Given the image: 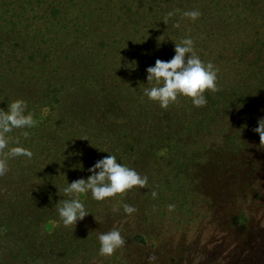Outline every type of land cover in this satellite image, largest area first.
Segmentation results:
<instances>
[{"label":"trees","instance_id":"obj_1","mask_svg":"<svg viewBox=\"0 0 264 264\" xmlns=\"http://www.w3.org/2000/svg\"><path fill=\"white\" fill-rule=\"evenodd\" d=\"M126 1L121 0V2ZM131 1L136 2V0ZM144 1L141 0V4ZM156 1L147 0L146 5L153 8ZM115 2L116 0H0V85L6 84L14 77L15 73L12 70L18 65L27 69L32 63H45V68H48L53 60L47 52L52 37L62 39L64 37L61 46L70 48V53L85 54L83 52L87 50L86 53L89 56L77 55L72 66L78 71L75 79L84 75L88 76L89 79L85 83L78 81L66 83L64 74L59 73L56 83L52 78L40 79L39 94L54 93L58 98L61 97L59 103L67 104L72 112L69 115L77 119L101 116L105 123L112 124L117 141L100 148L104 151L106 146L112 144L113 149L107 151L121 160L125 157L122 151L129 149L132 161L127 167L135 170L142 177L148 178L145 187L137 186L129 190L130 193H139L132 196L133 198L119 197L120 206L117 208H114L117 200L113 203L112 197L104 201H95L88 195L85 207L90 215L76 225L68 226L67 231L71 235L80 237L83 242H86L84 244H89V251L92 250L89 255L96 256L99 254L98 247H100L97 240L98 234L117 229L125 241L118 249L119 254L124 257L125 245L129 247L130 243H133L132 246L137 244L142 246L150 240L155 242L154 235L148 234L144 228L140 229L144 211L142 200H145L147 196L151 200L154 189L158 187L164 190L161 193L171 188H179L175 198H178L180 210L185 211L186 204L192 201L193 203L189 204L191 210L187 212L188 216L192 215L198 201L206 200V198L191 195L187 201L190 194L184 193H201L202 187L199 182L195 185V181L198 180L196 175L202 172L205 165L209 166L214 160L220 162L221 170L213 174L219 177L218 182L221 181L224 185L221 187L222 193L227 195L230 182L233 186L232 193H242V191L247 193V198L242 199L247 206L242 213L234 214V211L223 207L220 213L224 216L221 221L229 227L227 229L229 236L233 238L235 230L240 239L235 243L237 250L232 249V252L224 255L227 258L235 257L236 264L242 263L250 247L246 242L249 235L253 237V232L264 235L262 232L264 228L251 227L254 220L253 214L256 212L247 211L251 209V205L258 203L262 198L261 179L264 175V169L261 166L259 168L264 161V141L260 142L259 135L254 132L258 126V120L264 117V3H254L248 8L246 5V9L241 4H236L234 0H208L205 6L198 1L195 4L192 10H198L201 13L198 19L205 20V16H208L206 20L208 26L201 25V21L194 24L196 31L204 37L202 48L204 51L211 50L210 54L215 55L213 64L221 66V70L217 75L218 90L205 92L207 101L212 100L213 105L206 104L199 107L203 111L191 114L192 117H189L190 114H178V110L174 116L170 109L159 110L158 108L157 111H154L155 108L148 109L150 103L144 101L140 103L137 99L139 88H143V85L137 82V75L147 80L146 68L142 64L135 67L134 64L127 62L121 67L118 56L123 53L125 45L112 41L111 36L116 35L121 27L128 30V20L135 24L136 20L141 18V23L146 15L149 16L154 12V9L151 11L138 9L136 13L128 9L123 14L124 17L126 16V23L120 24L122 17L116 18L114 13L121 12L122 9L118 10ZM168 3L172 4L155 15V18L164 20L167 14L172 12L174 15L167 20L170 21L180 15L183 4H187L184 0H168ZM34 22L40 23L45 30L34 29ZM153 27L156 29L155 25ZM136 30L134 29L133 32ZM157 31L159 32V29ZM36 40L34 46L33 43ZM89 46L91 47L88 48ZM102 48H110V53L116 59L110 65L111 67H108V61H106L110 54L104 57L100 53ZM201 57L204 58L205 63L211 62L204 53H201ZM253 67L260 68L252 71ZM55 72L53 69L47 76ZM131 78L134 81H131ZM102 81L110 82V84L106 85ZM240 82L245 83L241 85ZM64 93L71 94L74 99L63 97ZM130 97L132 100L128 101ZM93 100L95 105H92ZM125 101L135 106L139 113L138 118H141V122L148 127L150 133L139 127L129 131L131 123L126 113H114L119 110L126 111L121 105ZM49 105L48 102V107ZM38 110L40 107H30L26 113L30 112L34 117ZM48 111L53 109L50 108ZM65 116L61 114V121ZM33 120L35 123L31 129L35 136L28 145H20L16 137L21 129L8 134L9 147L22 146L30 149L33 152V158L32 160L24 157L9 159V172L4 179L0 178V241L2 246L8 244L9 240L15 242L16 245L8 246L9 254L18 251L31 252V254L26 253L18 264H49L52 260L48 257L49 253L46 252L44 243L49 235L50 217L53 212L52 210L50 213V209L55 208L60 197H63L60 194H64L58 192L60 183L52 182V180L63 176L64 172L60 169L63 164H69L67 159L70 157H72L70 161L83 159V162L88 165V154H83V158L75 152L71 154L69 151L71 147H62L63 140L57 142L58 146L55 145L52 150L50 148L52 146L49 145L50 137L55 140L63 139L69 134L67 136L69 138L72 135V129L75 128L76 120L74 122L71 120L63 133H60V128L54 129L52 136L48 135L51 133L50 130L48 132L46 130L51 129L52 126L57 128L59 124L53 122L51 114H48L40 123L37 117ZM40 127L46 128L47 134L41 136L44 131ZM143 144L147 150L139 153L138 148H141ZM65 157L67 159L64 161ZM55 164H58L59 168L55 169ZM228 165L231 167H227ZM85 167L87 170L88 166ZM242 178L245 180L244 190H237V182ZM142 193L145 195L143 196ZM3 195L5 197H2ZM210 200L213 206V199L210 198ZM229 201L232 200L228 199L227 205ZM235 201L239 202L238 199ZM123 204L134 207L136 211L131 215L126 214ZM157 207L158 204L155 203V208ZM161 209L163 206H160ZM183 213L179 216L181 219L178 224L185 223ZM213 213L211 210L207 214V216L211 215L210 223L216 217L212 215ZM55 215L58 216L57 211ZM90 216L96 219L87 226ZM240 244L245 251H241L243 254L238 257ZM89 255L85 260L91 261L92 258ZM14 262L6 260L4 264H14ZM174 262L175 259H173ZM229 262L230 260H227L224 264Z\"/></svg>","mask_w":264,"mask_h":264},{"label":"rangeland","instance_id":"obj_2","mask_svg":"<svg viewBox=\"0 0 264 264\" xmlns=\"http://www.w3.org/2000/svg\"><path fill=\"white\" fill-rule=\"evenodd\" d=\"M184 1L187 4H183V9H181L180 15L170 21H167V24H165L163 23L164 20L155 18L154 16L159 12L166 10L168 8V5L172 4L168 3V0H157L153 8L150 5H146L147 0H145L143 4H141V0H136V2L134 3L131 0H127L126 2L116 0L115 5L117 9H122L121 12L118 11L114 13L116 18H118L119 16L122 17L120 24L126 23V16L124 17L123 14L127 12L128 9H132V13H136L138 9L140 11H143V9L147 11H151L152 9H154V12H152V14H150L149 16L146 15L141 23V18L136 20L135 24L131 23L128 20V30L125 27H121L116 35L114 34L111 36L112 41H118L125 45L123 53L118 56V61H120L121 67L125 65V62H127L134 65L142 64L147 69L150 66H154L157 59L165 61L170 60L175 55L174 43H178L181 38L185 37H191L194 40L196 54L202 61H205L204 58L201 57V53H204L206 55V58L214 63L215 55L210 54L211 50H203L202 45L204 37L196 31L194 26V24L198 23L199 21H201V25L206 24L208 26L209 24L206 23L208 16H205V20L197 19L195 22L183 18L182 16V11H191L194 8L195 4H197V1L205 6L207 5L208 0ZM234 1L236 4H241L244 8L246 7V5H248V8L249 5H252L254 3H264V0ZM174 3L176 4V2ZM139 4H141V6H139ZM259 10H263V8H259ZM176 23L180 24L179 28L174 26ZM154 25L156 29H154ZM35 28L45 30V27H42V25L37 22H34V29ZM134 29H137L136 32H133ZM157 29H159V32L157 31ZM164 34L165 36L161 38L160 43L158 38ZM34 35L35 34L33 33V39L35 38ZM36 42L37 40L34 41V46L36 45ZM63 42L64 37L63 39L59 37H52L47 52L50 53L49 57L53 60L49 63L48 68H45V63H32L27 69H23L21 65H18L12 70L15 73L14 77L10 79L6 84L0 85V109L6 110L7 106L12 101L20 99L26 102L27 109L30 107H40V110H38L36 115L34 116L39 119L38 123H40L41 120H44L48 114H51L53 122L59 124L57 128L52 126L51 129L47 130L46 128L40 127L44 131L41 136L47 134L49 130V132L51 133H48V135L52 136L54 134L53 132L55 130H58L59 128L61 130L60 133H63L66 130V125H68L71 120L72 122L76 120V123L74 125L75 128L72 129V135H70L69 138H67L69 134H67L63 139L58 138L55 140V138L50 137L49 145H52L50 147L52 150L53 147L57 145V142L63 140L62 147H71L69 150L71 154L75 152L78 155L82 156V158L83 154H88V165L83 162V159H79L78 161H70L72 157L68 158L67 161L69 164H63V167L60 169V171L64 172L63 174L66 176L63 175L62 177H58L56 180H52V182L58 181L60 183L61 187L59 193H63L62 190L66 186L67 180L69 183H71L72 181L81 178L87 179L90 175V173L88 172L89 168L93 167L94 164L98 160L104 158V156L113 155L110 151H107L113 149L112 144L106 146L104 151L100 147L117 141L113 125L105 123L101 116L77 119L76 117L69 115L72 112L69 110V106L67 104L59 103L61 97H59V99L54 93L50 95H43L41 93V95L39 94L40 88L38 85H40L41 83L40 79L48 77L54 79L56 83V81L59 79V73L64 74L66 83H72L74 81L85 83L86 80L89 79L86 75L77 77L75 79V75L78 73V71L77 69L72 68L73 62L75 61V57L77 55H81L82 57L89 56V54L86 53L87 50L83 52L85 54H79V52L70 53V48L61 46ZM90 47L91 46H89L88 48ZM100 53H102L104 57L106 56V54H110V56L106 60L108 61V67H111L110 65H112L113 62L116 61L114 56L110 53V48H102ZM57 61L59 62L57 63ZM216 67L221 70V66ZM243 67L244 66H242V68ZM259 68L260 67H253L252 71H257V69ZM53 69L56 72L51 76H47L48 72H51ZM108 73L112 74V72ZM131 81H134V79L131 78ZM102 82L106 85L110 84V82ZM137 82L143 85V88H139V91L137 92V99L140 100V103H142L141 101L150 103L148 109L155 108L154 111H157L158 108L159 110H162L158 104L149 101L148 98L144 95V89L146 87H151L150 85H147V80L142 79L137 75ZM242 83L245 82H240L241 85H243ZM63 97L74 99V96H71V94L64 93ZM131 100L132 97H130V100L128 101ZM48 102L50 103L49 107ZM213 103L214 102L212 100L207 101V106H212ZM92 105H95L94 100L92 102ZM121 105H123V108L126 109V111L119 110L118 112L115 111L114 113H126L128 120L131 123L129 131H132L136 127H139L147 133H150L148 131V127H146L141 122V118H138L139 113L138 111H136L134 105L130 104L127 101H125V103L122 102ZM50 108H52L53 111H48ZM168 109L173 111L174 116L178 110V114H190L189 117H192L191 114H196L203 111V109L193 106L191 98L183 96L178 97L177 102L171 104ZM141 113L142 112H140V114ZM61 114L66 115L63 121H61ZM45 130L47 132H45ZM13 131H19V129H14ZM25 132L27 133V136L24 135ZM34 136L35 133L31 128L21 129L20 132L16 134V137L20 141V145L23 146L31 143ZM138 149L139 153H144L145 150H147V148H145V144H143L141 148ZM128 150L124 149L122 151L123 156H125L123 160L119 158L117 159L119 163H122L125 166L131 164L132 161V158L130 156L131 153H129ZM262 151L263 149L261 150V152ZM94 155H97L98 157H95ZM218 162L214 160L211 161V164L208 163L209 166L206 167L205 165L206 168L204 167V169H202V172L200 171L201 173L199 172L198 175H196L198 180L195 181V185H197V183L199 182V185L202 187L201 193H184L190 194L186 199L187 201L190 199L189 197L191 195H193L194 197L200 195L202 196V198H206V200L202 199L201 201H198V204L196 205L197 207L194 208L195 212L192 215L188 216L187 213L189 212V210H191L189 204H192V201L188 202L189 204H186L185 211L180 210L181 208L178 198H175L177 192L179 191V188H171L169 191L161 193L164 190H161L158 187V189H154V192H156L155 197H153L152 195V198L150 200L147 196L145 200H142V210L144 211L142 213V227L140 229L143 230L144 228L148 234L154 235L156 237L154 238L155 242H151L150 240L146 244L142 245L143 247L138 244L132 246L133 243H130L131 246L129 247L125 245L124 257L119 254L118 249V251H115V253L111 257H104L100 256L99 254H97L96 256L89 255L90 252L92 253V250L89 251V244H84L86 242H83L80 237L76 236L75 234L71 235L67 231L68 227H65L62 221H60V218L55 215L56 206L55 208L53 207V209L49 208L50 213L52 212V210L53 212L50 217L51 222L49 223V235L46 238V242L44 243V246H46V252L49 253L48 257L52 260L49 264H149L148 258L151 256L156 257L153 264H215V259H217L216 264H224L227 260H230L229 264H236L237 260L235 257L227 258L224 254H229L233 251L232 249L235 250V243H237L240 239L238 233L235 230L234 234L232 235L233 238L229 236L230 233L227 230L229 227H227L226 224H223V222L221 221V218L224 216H221L220 213L223 208L234 211V214L242 213L245 210V207H247L242 201V199L247 198V193L245 191H242V193H232L231 191L233 189V186L231 182L228 183L229 190L227 192V195L226 193H222L221 187H223L224 185H222L221 181L218 182L217 179L219 177L217 178V176H215V174L218 173L220 169V162ZM73 165H76V168H73ZM85 166H88L87 170H85ZM260 166L262 169H264V161L261 162L259 168ZM16 167L17 166H15L14 164V168ZM54 167L55 169H57L59 168V165L55 164ZM227 167H231V165H228ZM140 168L142 169V166ZM213 172L215 174H213ZM262 176L263 178L261 179V182L263 183V185L261 187L262 193H260L262 195V198L259 199L258 203L253 204V206L251 205V209L249 208L247 210L256 212L253 214L254 220L253 226L251 227L264 228V175ZM0 178L4 179L5 175ZM244 181V178H242L241 180L239 179V181L237 182V190H244ZM137 194L139 193H130L129 190H127L123 194L112 197L113 203L117 200L116 207L114 208L120 206V201L118 200L119 197L129 196L130 198H133L132 196ZM142 194L143 196L145 195V193ZM88 195L91 196L90 192L86 195L81 194L79 197L82 202H84V204L86 203L85 200L87 199ZM140 195H138V197H140ZM60 196H63L60 197V200L63 198H67L64 196V194H60ZM2 197H5V195H3ZM210 198L213 199V206L211 204ZM222 198L226 199L223 200ZM228 199H231L232 201H229V204L227 205L226 201H228ZM235 199H238L239 202L235 201ZM159 200L161 201L159 202ZM162 202H164L165 205ZM155 203L158 204L157 208H155ZM224 203L226 205H224ZM170 205L174 206V208H172L171 210L169 208ZM160 206H163V209L160 210ZM211 210L214 212L212 215H215L216 217L215 220L210 223L209 217L211 215L207 216V214L210 213ZM182 212H184L183 218L185 219V223L178 224L181 219L179 218V216L182 214ZM88 219L89 220L87 221V226L92 224L96 218L94 216H90ZM137 227H139V225ZM262 232H264V230ZM253 234L254 236L251 237L249 235V237L247 238L248 241H246L250 246L249 250H247L245 253L246 259H244L242 263L238 264H264V235L257 232H253ZM1 242L2 241H0V264H4V261L6 260H8V262H14V260H17L14 262V264H18L21 263L26 253L31 254V252L23 253V251L9 254L8 246L16 245L15 242L9 240L8 244H6L5 246H2ZM82 245L84 246L82 247ZM240 248L241 249L238 248L240 253L237 255L238 257L239 255L243 254L241 251L244 250L241 244ZM34 255L38 254L34 253ZM88 255L92 258L91 261L85 260V258H88ZM173 259H175L174 263Z\"/></svg>","mask_w":264,"mask_h":264},{"label":"clouds","instance_id":"obj_3","mask_svg":"<svg viewBox=\"0 0 264 264\" xmlns=\"http://www.w3.org/2000/svg\"><path fill=\"white\" fill-rule=\"evenodd\" d=\"M173 15L174 13L169 12L163 23L167 24L168 17ZM200 15L198 10L186 11L182 14L183 18L192 22H195ZM174 26L179 28L180 24L176 23ZM164 36L165 34L158 38L159 42ZM174 45L175 55L170 60L157 59L154 66L146 69L147 85L151 87L144 89V95L149 101L158 104L162 110L176 103L180 96L191 98L194 107H203L207 104L205 92L218 90L219 69L213 63H205L200 59L196 54L194 40L191 37L181 38ZM26 112L27 104L20 99L12 101L6 110L0 109V177L9 172V159L24 157L32 160L33 158V152L30 149L22 146L9 147V133L14 129L34 126L32 114L30 112L26 114ZM254 132L259 135L260 142L264 141V117L258 120V126ZM24 135L27 136V133L25 132ZM66 159L67 157L64 161ZM75 166L72 167L76 168ZM88 172L90 175L87 179L81 178L71 183L67 180L62 190L67 198L56 203V211L65 227L76 225L77 222L90 215L79 198L81 194L86 195L90 192L95 201H104L106 198L123 194L134 187L143 188L148 183L146 176L142 177L135 170L119 163L115 155L104 156L89 168ZM152 195L155 197L156 193L153 192ZM122 207L129 215L136 211L128 204H123ZM169 208L171 210L174 206L170 205ZM97 240L100 245L99 255L104 257H111L125 242L117 229L98 234ZM148 259L149 264H153L156 257L151 256Z\"/></svg>","mask_w":264,"mask_h":264}]
</instances>
